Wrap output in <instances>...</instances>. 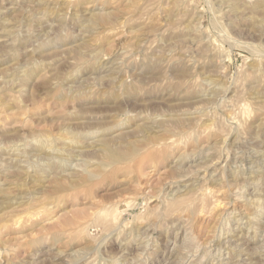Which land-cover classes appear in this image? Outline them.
<instances>
[{
  "label": "rangeland",
  "instance_id": "obj_1",
  "mask_svg": "<svg viewBox=\"0 0 264 264\" xmlns=\"http://www.w3.org/2000/svg\"><path fill=\"white\" fill-rule=\"evenodd\" d=\"M0 264H264V0H0Z\"/></svg>",
  "mask_w": 264,
  "mask_h": 264
},
{
  "label": "bare ground",
  "instance_id": "obj_2",
  "mask_svg": "<svg viewBox=\"0 0 264 264\" xmlns=\"http://www.w3.org/2000/svg\"><path fill=\"white\" fill-rule=\"evenodd\" d=\"M262 101V100H261ZM76 138V137H75ZM72 140H75V139H72ZM70 141V140H69ZM76 143V142H75ZM38 144V143H37ZM102 144V143H101ZM109 145V144H108ZM108 145H103V149H104V151H107L106 153H107V160H109V161H111V162H120L121 160H122V158L124 157V153L121 151V150H112L111 149V147L110 146H108ZM35 149V148H34ZM41 150H43L42 148H40V147H37L36 148V151H40L41 152ZM25 152V151H24ZM28 152L29 151H27V154H28ZM131 152V151H130ZM21 154V153H20ZM29 154H30V152H29ZM126 154V153H125ZM34 155V154H33ZM28 156V155H27ZM207 156V155H206ZM239 157V156H238ZM18 158V157H17ZM178 158V157H177ZM11 159H12V157H11ZM19 159V158H18ZM16 161V160H15ZM18 161H21V160H18ZM105 161V160H104ZM251 161V160H250ZM10 162V161H9ZM15 163H18V162H15ZM23 163V162H22ZM117 164V163H116ZM178 165H179V163H177ZM9 165V164H8ZM17 166V165H16ZM21 166V165H20ZM22 167H24V166H22ZM21 167V168H22ZM18 168V167H17ZM178 168V167H177ZM22 172V171H21ZM24 172V171H23ZM5 173V172H4ZM73 173V172H72ZM71 173V174H72ZM83 173H86V175L88 174V175H90L91 173H92V171H90V170H87V172H83ZM254 173V172H253ZM5 174H7V173H5ZM74 174H76V172L74 173ZM4 175V174H3ZM73 175V174H72ZM71 175V176H72ZM227 175V174H226ZM81 176V175H80ZM180 176V175H179ZM41 177V176H40ZM2 178V177H1ZM81 179L82 178H84V174H83V176H81L80 177ZM79 178V179H80ZM42 179V178H41ZM41 179H37V178H33L32 179V182H35V181H39V180H41ZM44 179V178H43ZM78 179V180H79ZM194 179V178H193ZM22 180H24L25 181V178H23ZM74 180H76L75 178H74ZM83 180V179H82ZM86 181V180H85ZM9 182V181H8ZM84 182V181H83ZM194 182V181H193ZM196 182V181H195ZM244 185V184H243ZM87 186V185H86ZM178 187V186H177ZM187 187V186H186ZM2 189V188H1ZM191 189V188H190ZM253 223V222H252ZM251 226V225H250ZM240 230V229H239ZM190 239V238H189ZM232 240V239H231ZM197 246V245H196ZM256 263V262H255Z\"/></svg>",
  "mask_w": 264,
  "mask_h": 264
}]
</instances>
